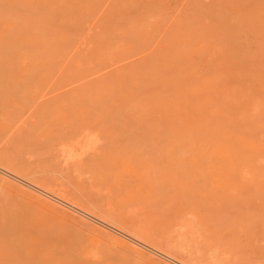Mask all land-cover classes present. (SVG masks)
<instances>
[{
	"label": "rangeland",
	"instance_id": "rangeland-1",
	"mask_svg": "<svg viewBox=\"0 0 264 264\" xmlns=\"http://www.w3.org/2000/svg\"><path fill=\"white\" fill-rule=\"evenodd\" d=\"M255 148L264 0H0L1 167L186 264H264ZM0 264L157 263L0 182Z\"/></svg>",
	"mask_w": 264,
	"mask_h": 264
},
{
	"label": "bare ground",
	"instance_id": "bare-ground-1",
	"mask_svg": "<svg viewBox=\"0 0 264 264\" xmlns=\"http://www.w3.org/2000/svg\"><path fill=\"white\" fill-rule=\"evenodd\" d=\"M254 152H257L255 159L258 164L262 163L264 161V150L255 148ZM0 182L28 196L29 199L53 213L59 214L62 217L76 219L79 223L87 226L94 234L97 233L111 240L115 247H123L129 252L138 254L146 260L156 262L157 264H186L155 247L149 240H142L128 234L101 216L77 207L72 199L62 195L60 192L52 191L24 180L1 166Z\"/></svg>",
	"mask_w": 264,
	"mask_h": 264
}]
</instances>
